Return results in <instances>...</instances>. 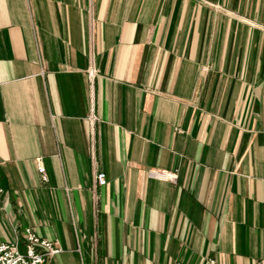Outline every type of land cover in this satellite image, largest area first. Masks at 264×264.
I'll return each instance as SVG.
<instances>
[{"label":"crops","instance_id":"obj_1","mask_svg":"<svg viewBox=\"0 0 264 264\" xmlns=\"http://www.w3.org/2000/svg\"><path fill=\"white\" fill-rule=\"evenodd\" d=\"M0 189L46 264H264V0H0Z\"/></svg>","mask_w":264,"mask_h":264},{"label":"built area","instance_id":"obj_2","mask_svg":"<svg viewBox=\"0 0 264 264\" xmlns=\"http://www.w3.org/2000/svg\"><path fill=\"white\" fill-rule=\"evenodd\" d=\"M93 76V70L90 72ZM95 119V116L92 117ZM38 171L44 181H48L46 168L39 162ZM150 176L168 181H177L179 174L177 170L153 168ZM107 174L101 171L96 176L97 185L107 184ZM26 241L25 250L21 251L17 241H0V264H46L50 256L61 252L56 242L38 236L31 227L25 229ZM213 262V261H211Z\"/></svg>","mask_w":264,"mask_h":264},{"label":"rangeland","instance_id":"obj_3","mask_svg":"<svg viewBox=\"0 0 264 264\" xmlns=\"http://www.w3.org/2000/svg\"><path fill=\"white\" fill-rule=\"evenodd\" d=\"M1 191H2V190L0 189V192H1ZM21 251L24 252V248H21Z\"/></svg>","mask_w":264,"mask_h":264}]
</instances>
